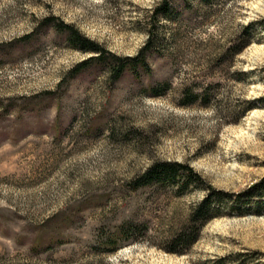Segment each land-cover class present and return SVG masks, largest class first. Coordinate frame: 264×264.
Returning <instances> with one entry per match:
<instances>
[{
	"label": "rangeland",
	"instance_id": "rangeland-1",
	"mask_svg": "<svg viewBox=\"0 0 264 264\" xmlns=\"http://www.w3.org/2000/svg\"><path fill=\"white\" fill-rule=\"evenodd\" d=\"M162 1L0 0V264H264V0L177 1L154 23ZM209 85L208 106L185 104ZM156 162L227 200L180 254L165 242L206 191H132ZM125 222L147 232L121 237Z\"/></svg>",
	"mask_w": 264,
	"mask_h": 264
},
{
	"label": "trees",
	"instance_id": "trees-1",
	"mask_svg": "<svg viewBox=\"0 0 264 264\" xmlns=\"http://www.w3.org/2000/svg\"><path fill=\"white\" fill-rule=\"evenodd\" d=\"M177 1L181 2L179 3L180 8L190 10L195 1L199 6H207L208 8H212V6L216 4L217 0H163L153 12V22L156 23L155 20H157L158 17H163L164 19L168 20L170 18V14L173 13L171 6ZM66 27L67 29H71L69 37L71 48L82 53L88 52L95 54L96 56L91 58L92 61L99 60L101 56L105 54L104 50L98 44L89 41L71 27ZM251 27L252 23L242 28V31L233 38L234 40L232 39L229 43L227 41L228 44H224L219 49L220 51L217 55L225 58L226 56L235 55L241 52V50L250 43L249 31ZM155 38L156 33L155 28H153L149 31L147 42L140 54L151 47V44L154 42ZM127 61L131 62L132 60ZM124 67L125 66L120 64L117 66H112L110 73L113 76L117 75L120 77L125 69ZM212 86L213 85H209L205 87L198 95L191 94V99L185 104L191 105L199 101L200 105L208 106L213 99V94L211 92ZM248 105L249 106L246 109L248 111L255 107L253 103ZM202 185L203 182L200 176L197 175L191 167L178 162H156L151 165L144 173L130 182L129 187L132 191L146 188H155L159 190L168 189L176 196L183 194L192 187L202 188L206 191L203 199L191 210L184 224H182V226L177 231L172 232V234H170L166 240V252L173 254L182 253L197 241L202 228L208 222L222 216L223 212L221 203L227 202V200H224L225 194H223L221 191H216L211 186H207V188ZM237 198V201L239 202L240 197ZM139 228H142L143 233L147 232L145 225H139L137 227L130 222H125L123 225L116 228L117 230L115 233L128 239L127 237L130 235L140 232ZM110 239H112V243H115L116 235L113 234V237H110ZM116 243L114 245H117ZM111 251L113 252L114 250Z\"/></svg>",
	"mask_w": 264,
	"mask_h": 264
}]
</instances>
